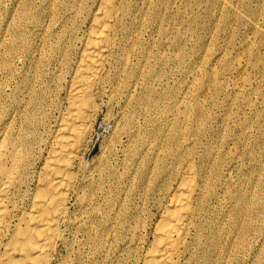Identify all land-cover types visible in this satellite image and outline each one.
I'll use <instances>...</instances> for the list:
<instances>
[{"label":"bare ground","instance_id":"6f19581e","mask_svg":"<svg viewBox=\"0 0 264 264\" xmlns=\"http://www.w3.org/2000/svg\"><path fill=\"white\" fill-rule=\"evenodd\" d=\"M161 1L0 0V264H92L112 241L131 264H233L240 248L252 258L261 253L247 239L264 219V178L250 190L247 176L233 186L238 164L223 146L229 142L208 129L210 114L194 100L202 58L175 99L153 98L145 82L154 71L146 70L142 40L148 29L163 32ZM213 62L222 65L219 56ZM218 75L209 76L215 93L224 89ZM118 98L123 125L86 171L102 105Z\"/></svg>","mask_w":264,"mask_h":264},{"label":"rangeland","instance_id":"374dc122","mask_svg":"<svg viewBox=\"0 0 264 264\" xmlns=\"http://www.w3.org/2000/svg\"><path fill=\"white\" fill-rule=\"evenodd\" d=\"M222 1L223 0H192V1L191 0H162L161 1L162 4H160V6L162 5L161 6L162 11L161 12H162V15H163V18H164V21L162 23V30H163V32H160L159 28L148 29L147 33L144 35L145 37L142 40V42H143V48H145L147 51L150 52V59H149L150 61H148V63L146 64V67L147 68L146 67H142V68H144V69L146 68L147 71L148 70H153L154 71V74L151 77H147V78L144 77V79L146 78L145 79L146 84L152 88V94L154 96L153 98H158V97L161 98V96L163 95L166 98L175 99L176 92H177V89L180 86V84L184 80L186 81V78L189 77V76H190V78H189V80H190L191 77H192V75H193V73H190L189 72L190 71V68L192 67V65H198V64H200V59L202 58L203 63H204V70L205 71L203 70V72H202L203 75L202 74L201 75L199 74L198 75V78L201 81V85H202V88L203 89H199L201 91V93H199L200 91L198 90V92L196 93V97H194V100H195V102H199L200 105H203L204 104V106H203L204 107V110L208 114H210L209 115V125H210V127L208 126L209 127L208 129L210 131L213 130V131L217 132L218 134L221 133L220 135H224V137L226 138V141L229 142V144H227V146H226V144H224L223 146L226 148L227 151H230L231 150L229 152V157L232 156L233 157V161H236L237 160V162H235V163L238 164L237 165L236 172L233 174V179H232V180H234V181H232L233 182V186H235V188H239L240 187V184H241V182H240L241 179H243V178H245L247 176V178H245V179H247L246 180L247 181V190H250L251 187H252V184L254 183V181L257 178H260L261 176L264 178V173H261V172H264V169H263L264 167H262V166H264V150H263L264 149V136H262V135H264V126H263L264 125V102H263L264 101V98L261 99V97L264 96V88H263L264 87L263 86L264 85V80H263L264 79V71H263L264 70V65L262 66V63L264 64V42H263L264 41V33L262 31V30H264V21L262 20V19H264V0L263 1L262 0H225L224 1L225 3H221ZM258 2L259 3L261 2V3L259 4ZM255 4H257V5H255ZM169 7H170V9H169ZM213 7H214V9H213ZM257 10H258V12H257ZM241 19H242V21H238V20H241ZM226 20H228L227 22L231 25L232 28L230 27V25H226V24H228V23H226ZM236 23H238V24H236ZM215 24L217 25V27H216ZM260 26H263V27H260ZM246 27H248V28L246 29ZM223 30H225V31H223ZM260 31H261V33H260ZM169 32H170V34H169ZM237 34H238L239 38H238ZM192 35H194V36H192ZM257 35L258 36H261V37H258ZM183 37H185V38H183ZM245 37H247V38H245ZM248 38L249 39L251 38V39L249 40ZM255 38H256V40H255ZM246 39H247L248 42L246 41ZM253 40H255V41H253ZM244 41L247 42L248 44L245 43ZM233 45L236 46V47H234ZM251 45L252 46L254 45V46L252 47ZM210 47H211V49H210ZM213 47H216V48H213ZM208 49H210V50H208ZM213 49H214V51L212 53L211 50H213ZM227 50H229V51H227ZM256 50H259V51H256ZM180 51H183V55H182L183 58H182V61L179 63V62L176 61V57H177V54L180 53ZM215 52H218V53H215ZM260 53H261L262 56H260ZM159 54H160V56H159ZM214 54L216 56H214ZM231 55H232V57H229ZM244 55H246V56H244ZM218 56L222 59V65L219 66V67H216V65H214L213 60L216 57H218ZM257 56H258V59L260 61L257 59ZM252 57L254 59H252ZM161 59H162V61H161ZM187 62H189V63H187ZM255 62H256V65H255ZM169 63H171V64H169ZM249 63H251V65ZM215 67H216V69H215ZM228 67L230 68L229 69L230 72L228 70ZM225 68H227V71H226ZM216 70L219 72V75H218V80L219 81H218V83H220V85H223L224 86V87L221 86V88H224L225 89V90L224 89L221 90L223 93L222 92H219V93L216 92L215 93V90H214V88L212 86V83H211V80H210V77H209ZM254 71H256V72H254ZM161 72H162V74H161ZM254 73L256 74V77H255V74ZM249 74L251 75L250 77H248ZM146 75H147V72H146V74L144 76H146ZM253 75H254V77L252 78ZM234 76H236V77H234ZM257 76H258V79H257ZM158 77H159V79H158ZM244 77L249 78L248 79V83H247V80H245L247 78H244ZM237 79L239 81H236ZM221 80H222V82L224 80L225 81L222 83ZM232 80H233V82H232ZM258 80H259V82H258ZM234 82H236V83H234ZM141 83H143V82L141 81ZM237 83H238V85H237ZM176 84H177V86H176ZM233 85L237 86L236 92L235 93H231L232 95H229L230 93H228L227 91H228V89L234 88ZM249 85H251V86H249ZM249 88L251 90H253V92H251L252 94L250 93L251 90ZM259 89L262 92L259 91ZM208 91H210V92H208ZM255 91L256 92L259 91V93H255ZM7 92L11 94L10 90H7ZM137 93L138 94L139 93H142V87L138 86V92ZM226 93H228V94H226ZM247 93H248V95H247ZM220 95L222 97H220ZM213 96H215V97H213ZM236 96H237V98H236ZM252 97H253V99H252ZM202 99H203V101H202ZM211 99L214 100V102ZM221 99H223V101ZM256 99H258V100H256ZM161 100H162V98H161ZM247 100H249V101H247ZM254 100H256V101L254 102ZM120 101L123 102L124 100L118 98L117 99V102L114 103L113 105L109 106V107L108 106H105L104 104L102 105V112L99 114L100 116H99V118H98V120L96 122V125L94 126V129L92 131L90 140H89V142H88V144H87V146L85 148L84 155H83L84 162L85 163H89L88 165L90 167L89 168L87 166L86 167L87 168L86 171L92 170L98 164L99 157H97V156L98 155L101 156V148L102 147L103 148H108L109 146L112 145L111 144V140H112V133H113L114 128L117 127V125L118 126L120 125V127L123 125V120L122 121L120 120L121 123H118L117 124V122L119 120V117H121V116L118 115V114H120V107L122 106V103H120ZM200 101L203 102V103H201ZM204 101H206V103ZM239 101H240V103H239ZM251 102H252V104H251ZM258 102H259V105H258ZM118 103H120L119 104L120 106L118 105ZM9 104H10V102H9ZM249 104L251 105V107H250ZM215 105H217L216 106L217 108L215 107ZM218 107H220V108H218ZM113 109H114V111H113ZM238 109H239V111H238ZM110 111H112V112H110ZM215 111L218 112V113H216ZM244 111L246 112V114H245ZM234 112H235V114H234ZM108 113H110V115ZM236 114H238L240 116H237ZM108 115L110 116V118H109ZM217 115L219 116V118H218ZM258 116L261 119L260 120L258 118L260 121L257 120V117ZM210 117H212V118H210ZM229 117H230V119H229ZM232 117H233V119H232ZM238 118H241L240 121H242L241 124L244 127L239 123L240 121H239ZM242 119L245 121V123H244V121ZM211 121H214V122H211ZM217 121H218V123H217ZM238 123H239V125H238ZM222 124H224V125H222ZM256 124L257 125L259 124V125L257 126ZM251 126H252V128H251ZM246 127H247L248 130L246 129ZM260 127H261V129H260ZM257 128H258V130H257ZM233 129H235V130H233ZM233 131H234V133H233ZM235 131L237 133H235ZM243 131H245V132H243ZM231 132L233 133V135H231L232 134ZM259 132H262V133L260 134ZM256 135H258V136H256ZM244 136H245V139H244ZM238 137L239 138H242V139H239ZM254 139H255V141H254ZM258 139H259V142H261L262 144L261 143L256 144L258 142ZM95 144H98V152L95 155L90 156ZM250 144L252 145L251 147H250ZM235 145H236V147H234ZM248 145H249L250 148L248 147ZM240 146H242V147L240 148ZM254 146H255V148H254ZM235 148L236 149L238 148V149L236 150ZM253 150H255V151H253ZM251 152H252L253 155L251 154V156H250V153ZM254 153H256V154H254ZM238 156H239V158H238ZM241 157H242V160H241ZM260 158H262L263 161ZM91 162H93V163H91ZM259 162H260V164H259ZM241 163H242V165H241ZM244 165H245V167H244ZM245 168H247V169H245ZM260 168H261V170H260ZM255 171H256V173H254ZM243 172H245V173H243ZM235 178H237L238 180L235 179ZM248 179H249V181H248ZM252 179H254L253 182H250V180H252ZM238 185H239V187H238ZM262 188L264 189V186ZM263 189H262V194L264 193V190ZM262 223H264V219L263 218L261 220H256L254 222V227H253V229H251V231L249 233V237L247 239V240L251 241L252 246H254V248H255V251H257L259 248L262 249L261 250V253H259L256 256L257 258L256 257L252 258L251 256H249L247 254L248 252H244L243 249L240 248V250H239V252H240L239 254L240 255L238 254V257L236 259H234L235 261H234L233 264H259V260L258 259H261V260L264 259V246H263L264 244H262V243H264V232H262V227H261ZM231 240L233 241V236L231 237ZM252 240H254V241L252 242ZM108 247L109 248H108L107 253H106L107 255L105 254L101 259H99L100 256L95 257L94 259H97V260L94 263H92V264H95V263L96 264H117V263L118 264H131V261L130 260L123 259L124 258L123 255H125V254H123L121 252V250L118 248V245L116 243H114L112 241V243H110L108 245ZM108 253H111V254L108 255ZM114 253H115V255H114ZM245 255H246V257H245ZM255 259H256V261H255ZM249 260H251V261H249Z\"/></svg>","mask_w":264,"mask_h":264},{"label":"water","instance_id":"95a60500","mask_svg":"<svg viewBox=\"0 0 264 264\" xmlns=\"http://www.w3.org/2000/svg\"><path fill=\"white\" fill-rule=\"evenodd\" d=\"M97 152H98V144H95L90 156L95 155Z\"/></svg>","mask_w":264,"mask_h":264}]
</instances>
